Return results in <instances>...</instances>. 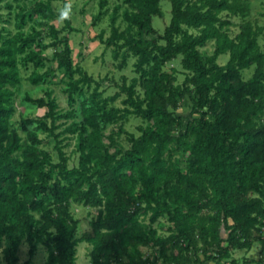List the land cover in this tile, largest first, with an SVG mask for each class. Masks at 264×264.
<instances>
[{
    "label": "trees",
    "instance_id": "16d2710c",
    "mask_svg": "<svg viewBox=\"0 0 264 264\" xmlns=\"http://www.w3.org/2000/svg\"><path fill=\"white\" fill-rule=\"evenodd\" d=\"M50 1H35L28 17L34 13L43 18L54 17L56 11ZM124 1L134 9L126 12L130 26L121 31L113 27L105 43L128 47L136 54L137 69L150 84L143 98L136 95L133 82L123 84L119 92L104 99H97L98 94L93 92L96 105L82 104V119L71 127L73 131L81 129L83 136L82 157L74 167H69L68 156L59 143L60 161L51 162L50 154L39 146L42 140L28 126L35 124L58 138L57 119L75 116V108L61 112L50 94L49 98L26 94V101L47 107V112L41 117L22 118L20 124L28 130V142L12 128L10 119L22 81L20 67L30 63L42 66L47 57L42 48L31 46L39 44L40 32L25 34L20 30L7 35L0 31V247L5 243L7 264H18V251L25 236L31 242L30 254L34 253V240L38 237L34 230L38 222L35 211H42L45 227L55 228L47 237L51 248L49 264H76L81 240L93 243V264H152L151 258L140 255L139 245L156 247L167 264H203L228 260L233 250L251 248L262 236L259 226L264 225V71L244 79L242 70L264 61L259 43L264 26L246 21L239 34L232 37L221 31L230 23L221 14L227 11L247 17L251 9L243 1L170 0L171 19L162 36L166 43H159L147 39L144 33L155 32L153 16L162 15L161 0ZM19 19L17 26L22 29L27 14H19ZM134 27L136 30L131 31ZM51 34L58 38L59 30L52 26ZM211 38H216L217 47L205 60L199 46ZM52 45L58 48L60 42ZM224 53H229L228 61L218 64L216 59ZM71 54L66 36L64 48L57 49L54 58L70 77L82 71L73 66ZM180 55L183 67L190 71L183 81L182 97L190 95L193 111L200 115L192 117L185 129L176 134L172 128L178 119L169 107H177L178 101L172 92L167 93L173 90L174 74L149 71L146 65L153 60L164 64ZM47 75L48 70H34L28 79L37 84ZM92 80L90 74L81 72L71 82V105L76 101L75 92L82 93L81 85ZM121 92H126L127 101L146 117L159 122L143 129L139 137L131 134V147L123 153L106 149L102 154L96 147L100 121H112L120 112L118 108L105 111V107ZM174 143L188 147L186 170L177 166L172 155L165 157ZM95 157L98 160L92 163ZM46 163L51 169L57 166L67 183L56 181L47 189L51 169H45ZM42 190L45 192L39 197ZM72 200L102 206L93 224V236H76L78 219L70 211ZM51 202L53 206L49 207ZM163 214L172 223L168 235H158L156 228H145L144 219L149 217L154 223ZM24 264H29V260ZM230 264L240 262L231 258Z\"/></svg>",
    "mask_w": 264,
    "mask_h": 264
},
{
    "label": "rangeland",
    "instance_id": "374dc122",
    "mask_svg": "<svg viewBox=\"0 0 264 264\" xmlns=\"http://www.w3.org/2000/svg\"><path fill=\"white\" fill-rule=\"evenodd\" d=\"M35 1L37 0L1 1L0 13L3 18H0V31L7 35L16 34L20 30L25 32V34L40 32L39 44L34 43L31 46L36 50L42 48L44 50L43 55L47 57L42 66L36 67L33 63H30L26 67L23 65L20 67L22 81L17 89L15 112L11 116L10 123L12 128L17 129L23 140L27 142L29 140L28 130L35 131L42 140V143L39 144L40 148L50 154V160L54 164L60 161L57 149V144L59 143V146L63 148L68 156L69 167H74L79 165L82 157L80 142L83 136H81V129L73 131L71 127L73 122L79 123L82 119V104L85 102L89 105H96V102L92 99L93 92L98 94L97 99H104L119 92L123 84L129 85L133 82L135 83L136 95L143 98L145 96V88L150 84L145 81V77L137 69L138 56L136 54L132 53L128 47L107 45L105 43V40L112 34L113 27H117L120 31L129 28L130 23L126 17V12L134 11V9L124 0H51L50 2L56 11L54 17L43 18L40 14L34 13V16L29 18L28 15L32 12L31 7ZM241 1L250 6L251 11L247 17L239 14L234 15L227 11L221 14L224 20L230 21L221 31L227 32L232 37L239 34L242 25L246 21L264 26V0ZM161 8L162 15L153 16L155 32L146 31L144 36L147 39H155L159 43H166L162 36L171 19L172 6L170 0H161ZM22 13L27 14V19L22 25V29H20L17 23L20 20L19 14ZM52 26L59 30L58 38L52 36ZM135 30L136 27L131 31ZM189 31L198 32L194 28H189ZM66 36H68L69 44L72 48L73 66L82 70L74 73L72 77L58 66V61L54 58L56 50L64 48ZM55 41L60 42L58 48L52 45ZM120 42H123V40H120ZM259 43L264 50V30L259 36ZM216 47V38H211L203 46H199V50L206 60L214 54ZM228 59L229 53H224L218 56L216 62L225 64ZM146 68L149 71L158 69L174 74L175 79L172 85L174 91L168 90L167 93L172 92L174 98L178 101L177 107L170 106L169 109L174 112L179 120L173 123L172 131L180 134L192 117L200 115L198 112L193 111L194 103L191 96L186 94L182 97L183 81L186 75L190 73L182 65V55L168 60L164 64H159L153 60L146 65ZM34 70L39 73L48 70L49 75L39 83L33 84L28 78ZM259 70L264 71V61L260 64L252 65L249 69L242 70L244 79L253 77ZM81 72H87L93 77V80L81 85L82 93L75 92L76 101L74 105H71L68 90L71 82L81 76ZM146 78L149 77L146 76ZM156 87L160 86L156 85ZM26 94L33 98L48 97V94H50V97L55 99L61 112H69L75 108V116L57 119L58 128L55 132L58 133V138H55L48 131L38 129L35 124L29 125L28 130L22 129L20 124L22 118L41 117L47 112V107H40L31 101H26ZM127 96L126 92H121L114 101H109L106 104L105 111L113 112V108H118L120 112L114 115L115 117L112 121H100L101 133L96 147L102 154L106 149L110 152L123 153L131 147L129 140L131 134L139 137L143 129L155 126L159 122V119L146 117L135 105L127 101ZM127 109L130 110L129 113H126ZM261 117L264 119V113ZM87 143L89 142L87 141ZM170 155H172V160L177 166L186 170L189 150L185 144H171L165 153V157L169 158ZM97 160L98 157H95L92 163ZM45 169H51V165L46 163ZM56 181L67 183L57 166L51 169L47 189H51V186ZM86 187L87 185H85ZM44 192L45 190L40 191L38 196L42 197ZM48 206L52 207L53 203H49ZM101 208L102 206H91L83 202L71 201L70 211L78 219L77 237L94 235L93 224ZM34 215L38 219L34 226V230L38 233V237L34 240L35 251L32 255L30 254L31 242L25 236L18 251V264H24L27 260H29V264H49L51 248L47 244V237L50 232L55 231V228L44 226L42 211H35ZM144 223L147 230L150 227L156 228L158 235L161 236L168 235L172 226L166 214L160 216L154 223H151L149 217H147L144 219ZM259 227L262 230V236L254 241L253 245H256V247L252 248L251 253L248 251L251 248L237 252L236 255L240 264L241 262L243 264H264V225ZM226 234V231L223 230V235L226 236ZM5 246L4 243L0 247V264H7L4 253ZM137 248L143 258H151L152 264H167L156 247L139 245ZM92 250V242L81 240L77 245L76 264H93ZM228 260L230 262L231 259Z\"/></svg>",
    "mask_w": 264,
    "mask_h": 264
},
{
    "label": "crops",
    "instance_id": "0c3cea01",
    "mask_svg": "<svg viewBox=\"0 0 264 264\" xmlns=\"http://www.w3.org/2000/svg\"><path fill=\"white\" fill-rule=\"evenodd\" d=\"M254 247H256V245H253L252 247H251V249L250 250H248L249 251V253H251V251H252V248H254ZM242 251V249H236V250H233L232 251V254H231V258H236L238 261H239V259H238V256L236 255L237 254V252L238 251ZM240 251V252H241ZM230 258V259H231ZM229 260H225V259H223V260H209V261H206L205 263H203V264H230V262H228ZM240 262V261H239ZM241 264H243L242 262H241Z\"/></svg>",
    "mask_w": 264,
    "mask_h": 264
}]
</instances>
